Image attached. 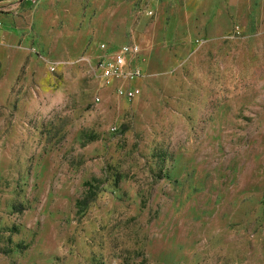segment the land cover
Segmentation results:
<instances>
[{
	"label": "rangeland",
	"instance_id": "1",
	"mask_svg": "<svg viewBox=\"0 0 264 264\" xmlns=\"http://www.w3.org/2000/svg\"><path fill=\"white\" fill-rule=\"evenodd\" d=\"M158 14L0 0V264H264V31L169 37ZM132 39L127 101L96 64Z\"/></svg>",
	"mask_w": 264,
	"mask_h": 264
},
{
	"label": "crops",
	"instance_id": "2",
	"mask_svg": "<svg viewBox=\"0 0 264 264\" xmlns=\"http://www.w3.org/2000/svg\"><path fill=\"white\" fill-rule=\"evenodd\" d=\"M151 1L161 14H158L157 23H169L166 25L169 37H185V26L189 23H192V30L198 37L223 38L236 28L241 31H248L249 28L264 31V0ZM173 28L176 34H171ZM163 29L166 28L163 26Z\"/></svg>",
	"mask_w": 264,
	"mask_h": 264
},
{
	"label": "built area",
	"instance_id": "3",
	"mask_svg": "<svg viewBox=\"0 0 264 264\" xmlns=\"http://www.w3.org/2000/svg\"><path fill=\"white\" fill-rule=\"evenodd\" d=\"M26 1L32 2L33 0ZM142 12L149 18L154 16L152 11L142 10ZM99 49L102 55L97 61L96 69L100 88L111 89L118 98L127 101L139 98L141 90L135 86V83L145 77L143 67L145 58L140 46L134 40H130L120 47L102 44ZM58 66V63L50 64L49 69L55 72ZM96 102H100L98 97Z\"/></svg>",
	"mask_w": 264,
	"mask_h": 264
}]
</instances>
